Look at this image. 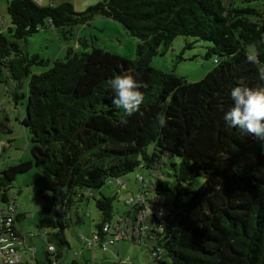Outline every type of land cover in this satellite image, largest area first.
<instances>
[{
  "label": "trees",
  "instance_id": "16d2710c",
  "mask_svg": "<svg viewBox=\"0 0 264 264\" xmlns=\"http://www.w3.org/2000/svg\"><path fill=\"white\" fill-rule=\"evenodd\" d=\"M38 1L7 0L9 24L0 21V83H12L14 98H25L20 121L31 141V159L0 170V206L14 203V180L34 166L42 200L36 227L46 240L37 264H92L66 256L64 231L74 198L82 196L79 190H99L107 180L119 178L124 183L115 182L119 188L132 193L129 180L122 177L161 164L175 180L169 189L172 197L155 199L152 191L160 194L168 187L158 182L152 188L147 178L146 203L163 214L147 217V227L136 241L150 243L153 264H264L262 142L227 127L223 119L233 104V86L264 89L259 78L264 71V11L223 0H99L80 11L69 1ZM97 15L119 22L139 40L133 59L94 44L88 49L83 37L82 42L78 39L80 47L68 44L65 55L48 69L31 72L33 64L44 60L37 53L29 55L20 41L47 27L69 40L75 25H86ZM176 36L190 38L189 47L209 43L206 57L213 56L214 66L201 79L189 81L150 64L159 47L167 49ZM254 52L257 64L246 60ZM125 72L148 87L141 89L140 111L120 126L123 109L112 105L105 82ZM161 112L167 117L163 128L155 119ZM10 132L7 118L0 115V133ZM198 175L203 177L198 187L187 188ZM117 195L100 193L95 199L100 218L91 234L101 243L105 223H117L126 214L133 225L141 208L128 207L124 199L125 209L118 213L113 206ZM16 209L14 221L22 217ZM12 229L19 237L14 223ZM123 239L136 243L131 235L116 243Z\"/></svg>",
  "mask_w": 264,
  "mask_h": 264
},
{
  "label": "rangeland",
  "instance_id": "374dc122",
  "mask_svg": "<svg viewBox=\"0 0 264 264\" xmlns=\"http://www.w3.org/2000/svg\"><path fill=\"white\" fill-rule=\"evenodd\" d=\"M53 1L56 4L69 1L76 11H80L99 0ZM223 1L226 4L232 1L235 7L252 6L264 11V0ZM6 3L7 0H0V21L4 19L5 23L9 24ZM2 27L3 31H6V27L4 25ZM68 36L69 40H66L58 30L47 27L40 29L26 40L20 41L19 44L28 51L29 55L37 53L44 60V63L33 64L30 69L31 72L39 73L48 69L54 59L62 58L65 55V47L68 44L75 47L79 36L81 42L83 36L86 38L85 43L88 49L94 44L130 60L135 57L136 45L139 42L137 38L130 36L119 22L98 15L86 25H75ZM189 41H191L190 38L176 36L167 49L162 45L159 47L158 52L151 58L150 64L165 72H174L189 81L201 79L214 66L213 56L206 57L209 43L198 41L189 47L187 46ZM78 46L80 47L79 44ZM11 85L12 83L10 85L0 83V115L7 118L8 126L11 129L10 133H0V143L2 144L0 146L1 169L17 163L19 160L31 159L30 135L20 121L25 114V98L15 99L10 92ZM164 159L167 162V159ZM168 172V166L161 164L156 169L136 168L122 179L126 182L129 180L134 193L141 189V184L135 180V175L138 173L149 179L152 188L160 182L168 187V190L164 189L160 194H155L152 191L153 197L155 199L158 197L160 201L170 200L172 194L169 189H172L175 180L167 174ZM38 174L39 171L32 166L26 173L18 175L10 188V196H16L17 209L23 212V216L15 220L17 229L22 235H25L18 245L22 257L30 264H37L36 260L41 261L46 249V240L40 235L42 230L36 227L37 210L42 204L35 184ZM202 181V175L193 176L186 187L195 189ZM114 192L118 195L113 201V206L118 209V213H122L125 209L123 200L130 192L125 190V187L119 188L113 179L107 180L99 190L92 189L91 192L88 189L79 190L82 196L81 198L79 196L74 198V204L70 209L71 222L64 231L69 243V248L66 251L67 259L75 258L80 261L89 259L92 264H117L118 261L120 264H153V258L149 251L150 243L146 239H142L138 243H134L130 239H123L118 243L109 245L104 252L98 243H94L88 249L86 248L84 242L91 238L95 224L100 218V211L96 207L95 199L100 196V193L111 195ZM29 233L31 234L28 235Z\"/></svg>",
  "mask_w": 264,
  "mask_h": 264
},
{
  "label": "clouds",
  "instance_id": "9594fccd",
  "mask_svg": "<svg viewBox=\"0 0 264 264\" xmlns=\"http://www.w3.org/2000/svg\"><path fill=\"white\" fill-rule=\"evenodd\" d=\"M246 60L252 64L259 63L258 53L247 55ZM259 78L264 81V71L259 72ZM105 87L112 93L110 96L112 105L117 109H123L124 115L121 116L119 125H126L127 117L140 111L144 101V93L141 89L147 88L148 85L125 72L108 78ZM230 98L233 104L223 116L226 126L239 129L242 134L261 141L264 151V89L238 84L231 88ZM155 119L159 127L167 126V117L163 112L158 113Z\"/></svg>",
  "mask_w": 264,
  "mask_h": 264
},
{
  "label": "built area",
  "instance_id": "2783aa9c",
  "mask_svg": "<svg viewBox=\"0 0 264 264\" xmlns=\"http://www.w3.org/2000/svg\"><path fill=\"white\" fill-rule=\"evenodd\" d=\"M40 1L41 0L38 2ZM136 177L143 190H139L137 193L132 192L125 198V203L128 207L136 205L141 206L134 216L135 219H133V221L135 223L132 225V218L124 214V216L118 218L117 223L104 224L102 230L105 234V239L102 243L101 241L99 242V236L93 233L89 240H85V246L91 247L94 243H98L101 250L106 251L109 245L115 244L119 239L130 237V235L135 238V242L139 241L140 235L147 227L145 223L146 218H153V216L160 218L162 216L163 213L161 209H153L146 203V197L148 195L146 186L149 185L148 179L141 174H137ZM115 182L124 186V183L119 178H115ZM14 214L15 205L12 201L5 204L3 207L0 206V264H17L21 261L15 245L18 235H16L12 229ZM47 249L53 251L54 247L53 245H49Z\"/></svg>",
  "mask_w": 264,
  "mask_h": 264
},
{
  "label": "crops",
  "instance_id": "0c3cea01",
  "mask_svg": "<svg viewBox=\"0 0 264 264\" xmlns=\"http://www.w3.org/2000/svg\"><path fill=\"white\" fill-rule=\"evenodd\" d=\"M83 37H84V36H83ZM83 37H82V39H83ZM79 39H81L80 36H79ZM75 44H76V43H75ZM78 44H80L79 41H78V43L75 45V47H79ZM6 144H8V142H6ZM0 146H2L1 143H0ZM28 160H29V159H28ZM6 167H7V166H6ZM0 170H1V168H0ZM127 187H129L130 190H132V188H131L130 185H128ZM15 200H16V196L14 195V199H13V201H14L16 207L18 208V205L16 204ZM16 212H17L18 214H22V216H23V212L19 211L18 209H16ZM16 219H17V218H16ZM14 224H15V221H14ZM15 228H16V230L18 231V234H20V236L18 237V239H17L16 242H15L16 248H17V250H18V252H19L20 259H21V261H20L19 263H17V264H30L28 261H26L25 258L22 257V254H21V251H20V248H19V245H18V244H19V241L22 240V239H24L25 235H22V233L19 232V230L17 229L16 225H15ZM30 234H31V233H29L28 235H30ZM86 248L88 249L89 247H86ZM34 251H36V250L34 249ZM85 260H89V259H84L83 261H85ZM37 261H39V260H36V263H37ZM41 261H42V260H41ZM90 264H91V263H90Z\"/></svg>",
  "mask_w": 264,
  "mask_h": 264
}]
</instances>
